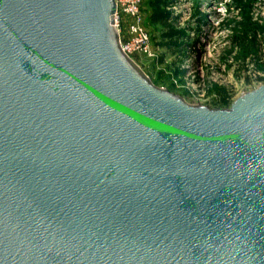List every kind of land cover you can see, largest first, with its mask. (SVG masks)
Wrapping results in <instances>:
<instances>
[{"label": "water", "instance_id": "water-1", "mask_svg": "<svg viewBox=\"0 0 264 264\" xmlns=\"http://www.w3.org/2000/svg\"><path fill=\"white\" fill-rule=\"evenodd\" d=\"M113 0H0V264H264V85L155 88Z\"/></svg>", "mask_w": 264, "mask_h": 264}, {"label": "rangeland", "instance_id": "rangeland-1", "mask_svg": "<svg viewBox=\"0 0 264 264\" xmlns=\"http://www.w3.org/2000/svg\"><path fill=\"white\" fill-rule=\"evenodd\" d=\"M151 58L132 63L192 107L228 110L264 85V0H142Z\"/></svg>", "mask_w": 264, "mask_h": 264}, {"label": "built area", "instance_id": "built-area-1", "mask_svg": "<svg viewBox=\"0 0 264 264\" xmlns=\"http://www.w3.org/2000/svg\"><path fill=\"white\" fill-rule=\"evenodd\" d=\"M115 13L113 27L118 35L121 52L132 62L131 57L153 56L151 38L143 25L142 0H113Z\"/></svg>", "mask_w": 264, "mask_h": 264}]
</instances>
